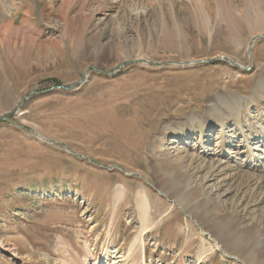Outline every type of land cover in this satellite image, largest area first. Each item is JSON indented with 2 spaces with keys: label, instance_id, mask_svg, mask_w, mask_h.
Segmentation results:
<instances>
[{
  "label": "rangeland",
  "instance_id": "1",
  "mask_svg": "<svg viewBox=\"0 0 264 264\" xmlns=\"http://www.w3.org/2000/svg\"><path fill=\"white\" fill-rule=\"evenodd\" d=\"M0 264H264V0H0Z\"/></svg>",
  "mask_w": 264,
  "mask_h": 264
},
{
  "label": "bare ground",
  "instance_id": "2",
  "mask_svg": "<svg viewBox=\"0 0 264 264\" xmlns=\"http://www.w3.org/2000/svg\"><path fill=\"white\" fill-rule=\"evenodd\" d=\"M261 21V20H260ZM261 23V22H260ZM235 98V96H234ZM237 99V98H236ZM236 99L234 100L235 102H239V101H236ZM162 194L166 195L165 194V191L164 190H161L160 191ZM138 200L140 199L143 203V206L144 208L147 209V211L150 213V215H152L151 211H152V203L150 201V198H149V194L147 193V191H143V190H139L138 192ZM156 212V211H155ZM204 233V232H203ZM211 237V236H210ZM213 240H216V239H213ZM217 243L216 246L220 247V242L218 240L215 241ZM222 247V246H221ZM221 249V248H220ZM234 256V255H233Z\"/></svg>",
  "mask_w": 264,
  "mask_h": 264
},
{
  "label": "crops",
  "instance_id": "3",
  "mask_svg": "<svg viewBox=\"0 0 264 264\" xmlns=\"http://www.w3.org/2000/svg\"><path fill=\"white\" fill-rule=\"evenodd\" d=\"M138 206H139L140 209L143 210V212L145 214L144 218H143V216H141V218L144 219L142 221V226H143V230L142 231H145L147 229V227H148L147 220L151 219L152 215H150V213L148 212L149 210L147 211V209L144 208L143 203H142V201L140 199L138 200Z\"/></svg>",
  "mask_w": 264,
  "mask_h": 264
},
{
  "label": "water",
  "instance_id": "4",
  "mask_svg": "<svg viewBox=\"0 0 264 264\" xmlns=\"http://www.w3.org/2000/svg\"><path fill=\"white\" fill-rule=\"evenodd\" d=\"M261 36H262V35H261ZM261 36H259V37H261ZM259 37H253V38H252V40H251V42H250V45H249L250 49H251V47H252V45H253V41H254L255 39L259 38ZM230 63H233V62L230 61ZM233 64H235V63H233Z\"/></svg>",
  "mask_w": 264,
  "mask_h": 264
}]
</instances>
